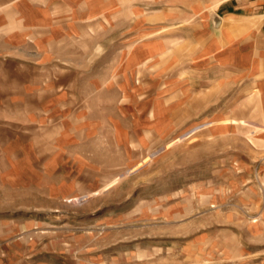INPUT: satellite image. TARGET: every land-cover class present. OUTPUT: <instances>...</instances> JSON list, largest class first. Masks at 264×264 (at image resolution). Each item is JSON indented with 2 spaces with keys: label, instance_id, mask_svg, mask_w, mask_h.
I'll list each match as a JSON object with an SVG mask.
<instances>
[{
  "label": "rangeland",
  "instance_id": "obj_1",
  "mask_svg": "<svg viewBox=\"0 0 264 264\" xmlns=\"http://www.w3.org/2000/svg\"><path fill=\"white\" fill-rule=\"evenodd\" d=\"M178 23L122 56L112 40L141 25L55 35L44 54L92 67L66 105L36 68L0 82V120L29 126L33 161L1 147L0 264H264V89L208 86L217 65L186 78L195 48L171 38Z\"/></svg>",
  "mask_w": 264,
  "mask_h": 264
},
{
  "label": "crops",
  "instance_id": "obj_2",
  "mask_svg": "<svg viewBox=\"0 0 264 264\" xmlns=\"http://www.w3.org/2000/svg\"><path fill=\"white\" fill-rule=\"evenodd\" d=\"M188 21H200L201 29L186 23ZM173 22H180L177 27L179 33L171 38L183 44L192 43L195 48L194 54L189 55L194 61L189 60L187 69L181 72L186 78L191 76L194 79L190 80L195 82L205 79L208 68L217 65L221 69L211 77L208 86L219 87L223 81H236L243 75L254 79V82L247 84V88L253 86L262 92L264 0H0V44L10 45L9 42H12L17 47L31 43L40 50L34 62L7 49L0 51V82H9L10 77L16 78V71L36 68L46 75V81L51 84L49 89H54L50 99L63 97L64 105L67 98L78 101L79 81L92 74V67H79L44 54V46L49 45L53 37L67 35L77 38L84 33L80 28L87 32L95 27L141 25L128 28L129 32L123 39L119 36L112 40V47L122 56V46L126 52L136 51L143 46L149 49L151 29L157 23L166 24L167 27V23ZM204 30L208 32L207 35L203 33ZM163 40L154 39L153 45L164 43ZM220 47L224 50L214 54V48L217 50ZM61 74H68L66 80L59 78ZM69 91L71 95L66 98ZM5 97V91L0 93V109L5 107V100V104L9 103L10 97ZM43 100L38 110L45 117ZM24 115L29 117L27 111ZM28 127L8 119L0 120V150L1 147L7 150L13 159L25 157L22 162L31 166V154L25 152L32 149L26 135L29 133ZM10 150H18L22 155L10 153Z\"/></svg>",
  "mask_w": 264,
  "mask_h": 264
}]
</instances>
